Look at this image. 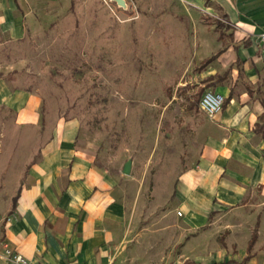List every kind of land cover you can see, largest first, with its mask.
Returning <instances> with one entry per match:
<instances>
[{
	"label": "rangeland",
	"instance_id": "rangeland-1",
	"mask_svg": "<svg viewBox=\"0 0 264 264\" xmlns=\"http://www.w3.org/2000/svg\"><path fill=\"white\" fill-rule=\"evenodd\" d=\"M184 3L189 7L186 0H43L42 30L0 48L3 61L20 74L18 84L42 100L36 128L6 126L14 112L0 111V236L17 193L7 189L9 172L37 159L48 122L72 121L77 139L95 148V163L118 183L127 211L124 264L181 263L178 220L165 224V218L181 216L174 206L177 179L199 162L218 115L210 118L198 105L213 88L199 52L217 53L212 66L223 72L233 41L216 25L217 15ZM13 177L17 182L21 175Z\"/></svg>",
	"mask_w": 264,
	"mask_h": 264
},
{
	"label": "crops",
	"instance_id": "crops-1",
	"mask_svg": "<svg viewBox=\"0 0 264 264\" xmlns=\"http://www.w3.org/2000/svg\"><path fill=\"white\" fill-rule=\"evenodd\" d=\"M186 1L187 9L217 15L216 25L233 36L230 65L223 72L212 66L217 53L209 54L208 47L199 52V67L213 87L207 89L231 98L208 126L197 165L177 179L174 206L181 216L167 217L165 224L178 220L184 255L179 264H264V138L255 128L264 121V0ZM42 3L0 0V48L42 30L48 14ZM19 79L0 55V111L15 116L4 124L36 128L41 97ZM229 79L237 86L229 87ZM47 128L37 159L21 172H9L7 189L17 193L2 220L0 264H18L8 251L23 254L30 264H124L120 244L127 211L118 200L115 177L95 163V148L77 139L72 121L48 122ZM14 175H21L17 182ZM239 210L244 217L230 219Z\"/></svg>",
	"mask_w": 264,
	"mask_h": 264
},
{
	"label": "built area",
	"instance_id": "built-area-1",
	"mask_svg": "<svg viewBox=\"0 0 264 264\" xmlns=\"http://www.w3.org/2000/svg\"><path fill=\"white\" fill-rule=\"evenodd\" d=\"M264 38V33L262 34ZM225 96L224 94L215 91L213 89L205 90L199 100V108L203 111L207 116L210 118H214L217 114H219L224 105ZM11 252L8 251L10 257L18 264H30L29 260L26 256L20 253L10 254Z\"/></svg>",
	"mask_w": 264,
	"mask_h": 264
},
{
	"label": "trees",
	"instance_id": "trees-1",
	"mask_svg": "<svg viewBox=\"0 0 264 264\" xmlns=\"http://www.w3.org/2000/svg\"><path fill=\"white\" fill-rule=\"evenodd\" d=\"M213 58H214V56L209 57V58H206V59L202 62L201 67L206 66L208 63H210V62L213 60ZM226 76H227V72L224 73L223 75H219L218 78H217V81H218V82H222V81H224V80L226 79ZM230 98H231V95H229V97L225 99L223 107H224V106L230 101ZM261 101H262V104H263V106H264V96L262 97ZM255 128H256V130H257L258 132H261V133H262V136H263V138H264V121H263L262 123H259V122H258V123L256 124V127H255ZM255 239H256V232L253 234V237H252V239H251L250 242H249V246H248V250H249V251H250V249H251V247H252V244H253V242L255 241ZM247 257H248V256H247ZM246 259H247V258H246Z\"/></svg>",
	"mask_w": 264,
	"mask_h": 264
},
{
	"label": "water",
	"instance_id": "water-1",
	"mask_svg": "<svg viewBox=\"0 0 264 264\" xmlns=\"http://www.w3.org/2000/svg\"><path fill=\"white\" fill-rule=\"evenodd\" d=\"M116 1H118L119 3H124V0H116ZM130 171H131V162H128L124 167V172L128 174Z\"/></svg>",
	"mask_w": 264,
	"mask_h": 264
}]
</instances>
